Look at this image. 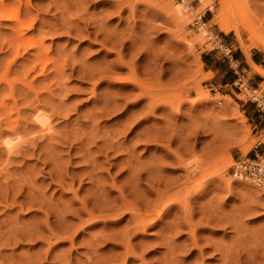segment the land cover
I'll return each mask as SVG.
<instances>
[{
	"label": "rangeland",
	"instance_id": "rangeland-1",
	"mask_svg": "<svg viewBox=\"0 0 264 264\" xmlns=\"http://www.w3.org/2000/svg\"><path fill=\"white\" fill-rule=\"evenodd\" d=\"M202 1L4 0L0 264H264V0Z\"/></svg>",
	"mask_w": 264,
	"mask_h": 264
},
{
	"label": "bare ground",
	"instance_id": "bare-ground-1",
	"mask_svg": "<svg viewBox=\"0 0 264 264\" xmlns=\"http://www.w3.org/2000/svg\"><path fill=\"white\" fill-rule=\"evenodd\" d=\"M204 1V0H203ZM202 1V2H203ZM210 1V0H209ZM4 0H0V19H3V20H11V21H13V23H14V25H20L21 24V22H20V20H19V16H18V13H16V12H14V10L12 11L11 9H9L10 7H11V5H9L10 7L9 8H7L6 9V7H4L5 5H4ZM205 2V1H204ZM207 2V3H206ZM206 2H205V4L207 5V6H209V9H210V6H211V4H209L208 3V1L206 0ZM11 3V2H10ZM172 3V2H171ZM236 3V2H235ZM12 4V3H11ZM14 4H15V2H14ZM202 5H204L203 3H202ZM206 5H204V6H206ZM200 7V6H199ZM12 8V7H11ZM203 8V7H202ZM169 11V10H168ZM180 11V10H179ZM244 11V10H243ZM227 12H228V10H227ZM226 13V12H225ZM179 14V13H178ZM228 14H229V12H228ZM249 14V13H248ZM175 15V14H174ZM232 15V14H231ZM234 15H237V18H236V23H235V26H232L231 25V23H230V21L228 20V17L226 16V14H221V22L220 21H218V22H220V25H219V27H220V29L222 30V31H224V32H228V31H230V30H232V29H235L237 32H238V36L240 35L239 34V31H238V27H239V25H242L243 27H244V29L245 30H247L250 34H251V37L252 36H256L257 37V35H258V29L256 28V26H255V23H254V21L252 20V19H250V17L248 18V16H244V17H242V16H239L237 13H234ZM169 18H170V16H169ZM252 18V17H251ZM21 19V18H20ZM175 19V18H174ZM21 21H22V19H21ZM233 21V20H232ZM231 21V22H232ZM25 23V22H24ZM176 23V22H175ZM181 23V22H180ZM179 23V24H180ZM26 24H27V22H26ZM23 25H25V24H21V27L23 26ZM181 25V24H180ZM25 26H27V25H25ZM241 26V27H242ZM156 27H154V29H155ZM19 29V28H18ZM100 29V28H99ZM16 30H14V32H15ZM18 32V31H17ZM100 33V32H99ZM106 34V33H105ZM113 34V33H112ZM18 35V34H17ZM104 36V35H103ZM110 37V36H109ZM23 36H17V38H16V43L18 44V43H20V44H22V43H27L26 42V40L23 42ZM112 39V38H111ZM122 40V39H121ZM106 41V40H105ZM117 41V40H116ZM255 41V40H254ZM119 42V41H118ZM29 44L31 43V41L30 42H28ZM110 43V42H109ZM115 43V42H114ZM114 43H112V44H114ZM29 44H28V46H29ZM34 44V43H33ZM32 43H31V46L33 45ZM116 44V43H115ZM117 44H119V43H117ZM250 44H251V41H250ZM249 44V45H250ZM27 46V45H26ZM102 46V45H101ZM251 46V45H250ZM246 47V46H245ZM246 50V49H245ZM117 56H118V58L119 59H122V56H121V53L120 52H118L117 53ZM250 60V59H249ZM124 63V62H123ZM251 64L254 66V68H255V70H256V72L257 73H259L261 76H264V70H262L261 69V67L260 66H258V65H255V64H253L252 62H251ZM120 65V64H119ZM125 66V65H124ZM46 69V68H45ZM38 72V71H37ZM41 72V71H40ZM130 72H131V70H130ZM130 72H128V74L130 75ZM132 74V73H131ZM134 74V73H133ZM130 78H131V75L129 76ZM137 78V77H136ZM129 80V79H128ZM125 81V80H124ZM129 81H132V82H134V84L133 85H136V86H140L141 84H139L140 83V81H138V80H136L135 79V76H134V78H131ZM143 85V84H142ZM138 87H136V88H138ZM142 88V87H141ZM253 92V91H252ZM145 95H147V94H145ZM149 95V94H148ZM256 97V96H255ZM256 99V98H255ZM150 103V102H149ZM153 103V102H152ZM156 103V102H155ZM148 105V104H147ZM183 147V146H182ZM171 155V154H170ZM179 156V155H178ZM175 157V160H176V156H174ZM178 165V164H177ZM188 166V165H187ZM188 167H190V166H188ZM244 169H245V166H243V163H238V164H236L235 165V167H234V172H233V176H236L238 179H243V178H249L250 180H253L254 182H257L258 183V179L257 178H255L254 176H247V175H245L244 174ZM184 170V169H183ZM187 172V171H186ZM224 175V174H223ZM232 176V177H233ZM223 178V177H222ZM221 178V179H222ZM224 180L226 181L227 179H226V177L224 176ZM224 181V182H225ZM227 182V181H226ZM229 182H227V184H228ZM226 184V185H227ZM193 185H195V184H193ZM224 190H225V188H224ZM158 198V197H157ZM162 200V199H161ZM163 202H164V200H163ZM163 202H162V204H163ZM161 203V202H160ZM183 204V203H182ZM161 205V204H160ZM150 207V206H149ZM169 210V209H168ZM189 213H190V211H189ZM211 214V213H210ZM223 214V213H222ZM212 215V214H211ZM210 215V216H211ZM136 216V215H135ZM214 216V215H213ZM215 217V216H214ZM218 217V216H217ZM146 218V217H145ZM207 218H208V216H207ZM210 218V217H209ZM212 218V217H211ZM135 219H136V217H135ZM138 219V218H137ZM144 219V218H143ZM213 219V218H212ZM215 219H216V217H215ZM218 219V218H217ZM220 219H222V218H220ZM145 221V220H144ZM209 221V220H208ZM139 222V221H138ZM140 222H141V220H140ZM143 222V221H142ZM141 222V223H142ZM146 222V221H145ZM214 222V221H213ZM224 222V221H223ZM137 223V222H136ZM216 223H217V221H216ZM143 224H145V223H143ZM146 224H148V223H146ZM145 224V225H146ZM220 224V223H219ZM141 225V224H140ZM137 226V225H136ZM192 226V225H191ZM141 227V226H140ZM139 229H141V228H139ZM176 231V230H175ZM173 235H174V233H173ZM192 236V235H191ZM169 237V236H168ZM193 237V236H192ZM191 237V238H192ZM171 239V238H170ZM192 243V242H191ZM166 244V243H165ZM171 245V244H170ZM168 247V246H167ZM197 247V246H196ZM169 248V247H168ZM170 249V248H169ZM224 250V249H223ZM225 251V250H224ZM170 253H172V252H170ZM225 253H227V251L226 252H224V254ZM220 254V253H219ZM222 254V253H221ZM222 256V255H221ZM226 256V255H225ZM170 257V256H169ZM227 257H229V256H227ZM230 258V257H229ZM168 259V258H167ZM178 259V258H177ZM176 259V260H177ZM169 260V259H168ZM167 260V261H168ZM170 260H172V259H170ZM175 260V261H176ZM225 260H227L226 258H225ZM224 260V261H225ZM230 261V260H229ZM233 262H235L234 260H232ZM173 262V261H172ZM228 262V261H227ZM232 262V263H233ZM167 264V263H166ZM170 264H171V262H170ZM174 264H176V263H174ZM178 264V263H177ZM224 264V263H223ZM227 264H229V263H227ZM244 264V263H243Z\"/></svg>",
	"mask_w": 264,
	"mask_h": 264
},
{
	"label": "built area",
	"instance_id": "built-area-1",
	"mask_svg": "<svg viewBox=\"0 0 264 264\" xmlns=\"http://www.w3.org/2000/svg\"><path fill=\"white\" fill-rule=\"evenodd\" d=\"M236 73V79L234 81L235 84H238L239 82H241V74L237 73V71L235 70ZM264 155V154H262ZM250 163H243V166H245L244 169V174H254L256 176L260 175L262 177H264V164H253V166L249 165Z\"/></svg>",
	"mask_w": 264,
	"mask_h": 264
},
{
	"label": "crops",
	"instance_id": "crops-1",
	"mask_svg": "<svg viewBox=\"0 0 264 264\" xmlns=\"http://www.w3.org/2000/svg\"><path fill=\"white\" fill-rule=\"evenodd\" d=\"M253 64H255V65H258V64H260V63H258V62H255V61H251ZM259 66V65H258ZM256 107H258L259 106V104H256L255 105ZM257 123H258V126H259V129H258V131H257V133H259V134H262V135H264V116H262V115H258V120H257ZM257 146L259 147V150H262L261 152V154H264V142H258V144H257ZM256 146V147H257Z\"/></svg>",
	"mask_w": 264,
	"mask_h": 264
}]
</instances>
